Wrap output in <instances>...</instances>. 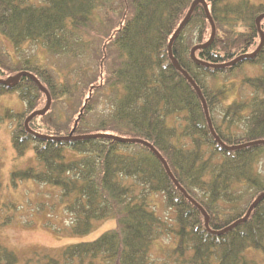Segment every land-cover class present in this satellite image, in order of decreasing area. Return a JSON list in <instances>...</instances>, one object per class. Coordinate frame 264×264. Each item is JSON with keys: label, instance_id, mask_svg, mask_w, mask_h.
I'll use <instances>...</instances> for the list:
<instances>
[{"label": "trees", "instance_id": "16d2710c", "mask_svg": "<svg viewBox=\"0 0 264 264\" xmlns=\"http://www.w3.org/2000/svg\"><path fill=\"white\" fill-rule=\"evenodd\" d=\"M196 1L0 0V38L19 55L13 62L0 48V95L16 92L26 106L6 115L12 147L43 166L12 176L59 187L75 235L116 222L24 264H153L154 243L171 234L174 264L264 256V0H202L209 17L198 3L171 42ZM25 43L62 59L63 78L21 58ZM45 92L49 109L26 127ZM122 140L151 145L185 194L148 147ZM149 193L162 195L174 225L149 208ZM17 263L0 245V264Z\"/></svg>", "mask_w": 264, "mask_h": 264}, {"label": "rangeland", "instance_id": "374dc122", "mask_svg": "<svg viewBox=\"0 0 264 264\" xmlns=\"http://www.w3.org/2000/svg\"><path fill=\"white\" fill-rule=\"evenodd\" d=\"M0 48L13 62H17L19 55L7 39L0 38ZM22 51L21 58H31L42 66L53 68L55 77L60 80L63 78L64 61L52 58L40 44L25 43ZM77 63L79 62L69 64V69H76ZM244 72L249 76L258 75L261 68L248 67ZM74 76H70L72 80ZM25 112V103L16 92L0 95V245L16 255L17 264H24L26 259L41 251L57 253L68 245L92 242L103 233L116 228V222L112 219L94 221L89 233L75 235L71 228L72 218L66 211V201L59 187L12 176L14 172L28 168L38 171L43 169L30 148L22 157H18L12 147L15 118L6 115H25ZM125 184L132 190L137 188L136 191H139L140 187L132 179H126ZM146 200L157 216L174 225V212L166 207L162 195L149 193ZM173 248L172 234L155 242L151 250L153 264H174ZM246 257L258 264H264V256L258 250H249Z\"/></svg>", "mask_w": 264, "mask_h": 264}, {"label": "water", "instance_id": "95a60500", "mask_svg": "<svg viewBox=\"0 0 264 264\" xmlns=\"http://www.w3.org/2000/svg\"><path fill=\"white\" fill-rule=\"evenodd\" d=\"M198 3L202 4V6H203V8H204V10H205V12H206V14H207L208 17H209V13H208V9H207L206 4H205L202 0H198V1H196V2L192 5V7H191L189 13L187 14V16H186L185 20L183 21V23L180 25L179 29L175 32L173 38L171 39V42H172V40L175 38V36L177 35V33H178V31L180 30V28L182 27V25L185 24L186 21L188 20V18H189V16H190V14H191V12H192L194 6L197 5ZM260 19H261V17H259V18L256 20V23H257V24L259 23ZM210 22H211V20H210ZM213 32H214V30H213V27H212V35H213ZM261 41L263 42V38L261 39ZM169 55L171 56V53H170ZM173 63H174V65H175V67H176L177 69H179V66L177 65V63H176L175 61H173ZM26 75L31 76L32 79H34V80L36 81V83H38L37 80H36L32 75H30V74H26ZM4 84H9V82H8V81H7V82H4ZM38 84H39V83H38ZM41 89H42V88H41ZM42 90H43V89H42ZM45 94H46V106L44 107V109H43L41 112H34V113H32L31 115H29V116L27 117V119H26V121H25V126H26V127H27L28 121H29L30 119H32L33 117H35V116H37V115H43V114L49 109V106H50V97H49V95L47 94V92H45ZM122 141H128V142L140 143V144H142V145L148 147V148H149V149H150V150H151V151H152V152H153V153L159 158V160L161 161V163H162L163 166L165 167V170H166L167 174H168L169 177L174 181V183H175V185L177 186V188H178L182 193L185 194V191H184L183 189H181V187H180V186L175 182V180L173 179V177H172L171 173L169 172V170H168V168H167L165 162L163 161V159H162V158L160 157V155H159V154L153 149V147H152L151 145H149V144L146 143V142H143V141H137V140H131V141H129V140H122ZM186 196H187V194H186ZM187 197H188V196H187ZM188 198H189V197H188ZM261 198H262V196L258 197V198H257V199L251 204V206L249 207V209H248V211H247L245 217L243 218V220L246 219V218L249 216V213H250L251 210L256 206V204L258 203V201H259ZM190 200H191L193 203H195L192 199H190ZM195 204H196V203H195ZM198 206H199V205H198ZM199 208H200L201 213L203 214V216H205L206 214H205L204 210H203L200 206H199ZM234 225H235V224H234Z\"/></svg>", "mask_w": 264, "mask_h": 264}]
</instances>
